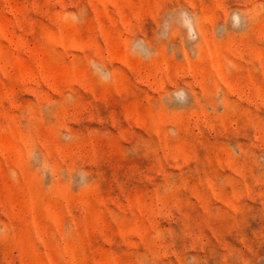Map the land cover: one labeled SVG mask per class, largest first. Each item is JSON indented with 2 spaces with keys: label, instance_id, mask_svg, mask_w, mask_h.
Returning a JSON list of instances; mask_svg holds the SVG:
<instances>
[{
  "label": "rangeland",
  "instance_id": "374dc122",
  "mask_svg": "<svg viewBox=\"0 0 264 264\" xmlns=\"http://www.w3.org/2000/svg\"><path fill=\"white\" fill-rule=\"evenodd\" d=\"M0 264H264V0H0Z\"/></svg>",
  "mask_w": 264,
  "mask_h": 264
}]
</instances>
